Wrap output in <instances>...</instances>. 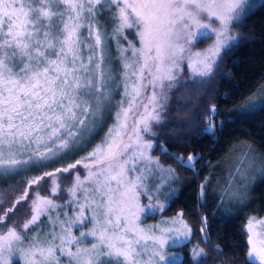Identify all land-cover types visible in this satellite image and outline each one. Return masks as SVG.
Masks as SVG:
<instances>
[{"label":"snow or ice","instance_id":"obj_1","mask_svg":"<svg viewBox=\"0 0 264 264\" xmlns=\"http://www.w3.org/2000/svg\"><path fill=\"white\" fill-rule=\"evenodd\" d=\"M242 5L243 0H0V179L80 150L111 108L113 85L124 89L115 123L100 144L75 163L32 177L10 206H0V264H12L13 256L23 264H62L61 257L67 264H183V253L169 257L166 251L193 235L182 212L163 222L170 227H141L142 217L157 208L152 189L161 187L149 180L156 173L162 183L177 178L176 169H165L150 155L153 144L144 134L164 120L183 61L194 77L213 73L222 52L238 39L232 29L246 18ZM128 30L135 31L139 47L121 44ZM205 39L212 43L194 51ZM110 40L119 46V83L108 59ZM206 120L211 133L215 125ZM174 158L194 170L196 155ZM81 164L84 178L77 173L62 187L59 174ZM61 193L68 196L63 203L57 199ZM231 195L242 199L239 190ZM145 196L149 203H142ZM22 201L30 215L19 221L13 216ZM87 223L86 231L73 234ZM205 228L201 238L208 243ZM246 231L248 264H264V220L250 218ZM213 251L223 253L220 246ZM200 257L207 253L194 245L189 258L196 264Z\"/></svg>","mask_w":264,"mask_h":264},{"label":"trees","instance_id":"obj_2","mask_svg":"<svg viewBox=\"0 0 264 264\" xmlns=\"http://www.w3.org/2000/svg\"><path fill=\"white\" fill-rule=\"evenodd\" d=\"M242 11L246 18L232 29L238 39L230 50L222 52L213 73L194 77L183 68L178 74L177 88L170 93L164 120L153 126L152 133L144 134L153 144L150 155L161 164L176 169L178 194L169 200L164 212L183 213V219L193 232L190 241L207 253V257L199 258L196 264H229V261L248 264L244 221L249 215L264 212V176L254 182L244 204L236 209H220L217 196H200V186L205 183L209 170L236 144L250 146L264 159V0H247ZM113 63L119 76L117 59ZM119 91L118 88L115 96ZM250 103L254 107H249ZM213 106L215 113L211 111ZM206 118L215 125L211 133L206 131L209 127ZM110 119L102 120L101 124L110 123ZM98 132L100 130L80 150L55 164L22 172L11 179H0V196L7 192L3 207L7 208L22 195L25 184L32 177L85 157L98 140ZM189 155L197 157L194 170L182 167L174 158L182 156L185 160ZM79 168L83 165H78L70 174L60 173L62 182L66 183L73 174L79 173ZM21 179L25 182L20 183ZM201 228H205L210 242L202 240ZM185 246L186 243L176 248L183 252V264H193ZM217 246L222 248V255L213 251Z\"/></svg>","mask_w":264,"mask_h":264},{"label":"rangeland","instance_id":"obj_3","mask_svg":"<svg viewBox=\"0 0 264 264\" xmlns=\"http://www.w3.org/2000/svg\"><path fill=\"white\" fill-rule=\"evenodd\" d=\"M247 0H243V5L245 4ZM242 5V6H243ZM109 26V31H110ZM125 35H127V40L121 38V44H123L124 47H127L128 41H133L137 47H139V40L136 37V33L134 30H128L126 31ZM214 39V37L212 38ZM212 39H205L201 42L197 43L194 47V51H199L204 48H206L208 45L212 43ZM118 45L115 40H110L109 43V57L108 59L111 61V69L113 70L114 76L117 78L118 73H115L113 65L114 60L117 59L118 66H119V76L117 78V83H119L120 74L123 71L122 69V61L119 58L118 53ZM114 53V54H113ZM126 56H130L131 52L125 53ZM185 68L188 72V74L193 75L191 70L188 67L187 61H183L181 63V68L179 70V73L181 70ZM114 92L112 94V106L111 108L105 113L102 120H109L110 123H100V125L97 127L96 131L91 135L94 136L98 130H100L98 140L95 141L94 145L90 148L88 154L98 145L101 143V141L104 139L106 133L108 132V129L113 126L115 123V114L118 111V102L122 98L123 94V86L116 87L113 85ZM119 88V95L115 96L116 91L118 92ZM151 89H148V94H150ZM111 116V117H110ZM211 123L213 124V121L209 119ZM102 122V121H101ZM209 126V124H208ZM91 137H89L91 139ZM87 154V155H88ZM86 155V156H87ZM154 158V157H153ZM81 159V158H79ZM187 160V158L185 159ZM165 169L169 168L168 166H165L161 164ZM80 171L79 175L81 179L84 178V176L87 174L86 169L79 168ZM240 170L239 172L237 170ZM77 171V170H76ZM81 173V174H80ZM242 173H246L245 175H242ZM76 174H73L66 183L62 182V187H68L71 185L74 177ZM264 176V159L263 157L259 156L250 146H247L245 144H236L229 152H227L223 157L220 163L216 167H212L209 170V174L207 176V182L206 187L204 189L203 198L206 197L205 195H211L213 197L217 196V203L220 205V209L222 210H228V209H236L239 205L244 204L245 200L248 197V193L250 189L252 188L254 182ZM177 177V176H176ZM165 179H167L165 177ZM178 177L174 180H169L167 183H162L161 181V175L160 173H156L155 177L149 180L150 184H160V190L157 192L155 188L152 189V194L154 197H158V199L154 198L151 203L157 205V208L149 215L142 217L141 220V227H151L154 225H160V226H172L171 224L164 225V221H169L171 218L176 217L178 211L168 214L164 212L165 208L168 205L169 200L172 197H175L178 194L179 186H178ZM49 185L51 181L47 182ZM47 187V185H46ZM239 190L242 199H236L231 194L235 193ZM32 192V191H31ZM30 192V196H31ZM44 195H47L49 193L44 192L42 193ZM201 196V195H200ZM59 203H63L65 200L68 199V196L66 193H61L60 196L57 198ZM5 200H3L2 205L5 206ZM142 203H149L146 196L142 197ZM163 204L164 208L161 210L159 208V205ZM22 209V210H21ZM19 212V213H17ZM28 213L30 215V212L28 210V203L22 202V204L18 205V211H16L15 215L13 216V219L23 221L25 219V214ZM255 217L257 220H264V212L260 215L254 216L249 215L245 218L244 221V230L246 232V243L248 241V233L246 231V226L249 222L250 218ZM41 221L44 225H47V217H42ZM89 227H91L90 223L85 224L83 227L77 225L73 228V234L79 236L80 231H86ZM257 231H261V226H257ZM35 232V226L32 230L27 231L25 233L26 236H31ZM172 236H175V233L171 234ZM89 240L91 238H88ZM186 243V252L189 256L190 249L193 248L194 245H197L196 243L190 241V242H184L181 241L180 245ZM177 246H166V251L169 255V257H172L173 255L177 256L179 258L180 254L183 253L179 248H176ZM248 243H247V250H248ZM200 248V247H199ZM183 257V256H182ZM201 258V257H200ZM199 259V258H198ZM12 264H23V260L19 256H13L11 258ZM62 264H67V260L64 257H61ZM254 263L258 264V262L253 261Z\"/></svg>","mask_w":264,"mask_h":264},{"label":"water","instance_id":"obj_4","mask_svg":"<svg viewBox=\"0 0 264 264\" xmlns=\"http://www.w3.org/2000/svg\"><path fill=\"white\" fill-rule=\"evenodd\" d=\"M28 188V184H25L24 190ZM24 192V191H23ZM23 194V193H22ZM15 200V199H14ZM14 200L12 201V203L14 202Z\"/></svg>","mask_w":264,"mask_h":264}]
</instances>
